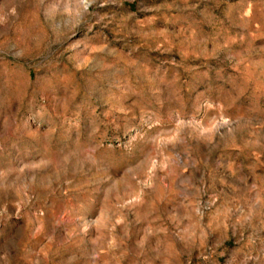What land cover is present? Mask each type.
Here are the masks:
<instances>
[{"label":"rangeland","instance_id":"rangeland-1","mask_svg":"<svg viewBox=\"0 0 264 264\" xmlns=\"http://www.w3.org/2000/svg\"><path fill=\"white\" fill-rule=\"evenodd\" d=\"M0 264H264V0H0Z\"/></svg>","mask_w":264,"mask_h":264}]
</instances>
